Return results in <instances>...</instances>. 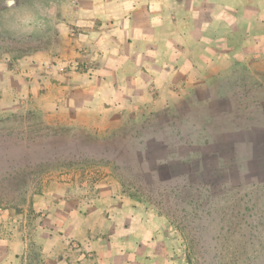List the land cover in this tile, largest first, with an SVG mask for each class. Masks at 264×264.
Returning a JSON list of instances; mask_svg holds the SVG:
<instances>
[{"label":"crops","instance_id":"1","mask_svg":"<svg viewBox=\"0 0 264 264\" xmlns=\"http://www.w3.org/2000/svg\"><path fill=\"white\" fill-rule=\"evenodd\" d=\"M16 3L10 103L77 145L0 264H179L180 202L264 185V0Z\"/></svg>","mask_w":264,"mask_h":264},{"label":"rangeland","instance_id":"2","mask_svg":"<svg viewBox=\"0 0 264 264\" xmlns=\"http://www.w3.org/2000/svg\"><path fill=\"white\" fill-rule=\"evenodd\" d=\"M15 4L16 0H0V246L5 243L7 248L17 237L28 236L38 211L35 205L42 204L39 195L48 187L42 178L58 172L63 159L72 163L77 145L74 137L63 142L44 136L41 124L29 130L25 113L10 103L12 96H26L23 80L28 77L10 74L5 65L42 43L28 39L33 35L27 31V10ZM14 75L20 78L17 88L10 80ZM177 207L179 264H264V185L220 200L180 202Z\"/></svg>","mask_w":264,"mask_h":264},{"label":"built area","instance_id":"3","mask_svg":"<svg viewBox=\"0 0 264 264\" xmlns=\"http://www.w3.org/2000/svg\"><path fill=\"white\" fill-rule=\"evenodd\" d=\"M73 67H74L75 69H79V68H80L78 62H75V63L73 64ZM85 69H87V68H85Z\"/></svg>","mask_w":264,"mask_h":264}]
</instances>
